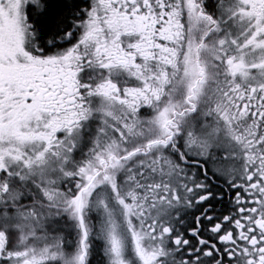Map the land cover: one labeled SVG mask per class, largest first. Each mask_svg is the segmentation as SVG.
Instances as JSON below:
<instances>
[{"label": "snow or ice", "instance_id": "obj_1", "mask_svg": "<svg viewBox=\"0 0 264 264\" xmlns=\"http://www.w3.org/2000/svg\"><path fill=\"white\" fill-rule=\"evenodd\" d=\"M0 264H264V0H0Z\"/></svg>", "mask_w": 264, "mask_h": 264}]
</instances>
